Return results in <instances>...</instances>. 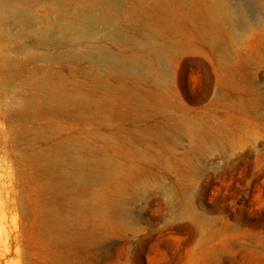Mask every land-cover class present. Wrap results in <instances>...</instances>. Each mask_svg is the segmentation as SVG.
<instances>
[{"label":"rangeland","instance_id":"obj_1","mask_svg":"<svg viewBox=\"0 0 264 264\" xmlns=\"http://www.w3.org/2000/svg\"><path fill=\"white\" fill-rule=\"evenodd\" d=\"M84 1L23 0L13 6L23 13L20 21L0 18V264H264V0H223L232 9L229 36L216 45L169 2L180 13L175 33L180 28L185 36L174 55H154L135 44L141 29L138 39L170 36L152 14L142 28L128 4L105 14L98 3ZM69 23L95 24L102 37L97 46L115 58L140 57L136 65L127 61L138 76H107L109 89L94 90L113 100L107 113L74 120L26 109L25 99L38 88L40 79L32 75L38 68L69 79L97 77L99 54L91 46L47 39L50 31L68 36L63 25ZM215 53H225L230 68L217 96ZM167 73L170 81L162 80L188 112L190 130H179L181 112H171L170 119L150 110L152 78ZM120 83L143 103L119 104ZM12 110L37 114L40 121L31 118L12 131L6 118ZM121 138L141 156L123 147ZM61 143L63 151L81 157L90 150L83 163L111 159L132 167L134 178L118 173L96 180L83 165L74 176H52L37 158ZM61 160L65 172H74L70 161ZM120 201L128 214L123 222L115 215Z\"/></svg>","mask_w":264,"mask_h":264},{"label":"bare ground","instance_id":"obj_2","mask_svg":"<svg viewBox=\"0 0 264 264\" xmlns=\"http://www.w3.org/2000/svg\"><path fill=\"white\" fill-rule=\"evenodd\" d=\"M146 1L147 0H85L84 2L90 5L98 3L102 7L101 11L105 14H110L113 8H118L119 5L128 4L131 17L139 22L142 25V28L144 27L142 22L146 19H150V14H152L154 16V20L164 24V31H171L170 36H166L165 32H163V34L156 39L151 37L138 39L142 31L141 29V31L136 34L135 44L146 49H150V52L153 50L152 54L154 53V55H174L178 53L180 44L182 45V35L184 36L183 32L179 28L178 33H175L176 24L179 27V21L177 18L180 17V13L169 4V2L172 3V1L179 4L183 8V11L188 13L190 23L196 27L197 33L204 36L206 40H211L213 45H216L217 43L220 44L221 42L224 43V39L222 37L227 38V36H229L228 25L231 22L232 9L223 3V0H154L151 7L146 4ZM21 2H23V0H5L0 3V18L4 17L5 20L13 19L15 21H20L23 17V13L20 12L19 9H14L13 6H18ZM144 24L148 25L149 22L144 21ZM63 28L65 31L70 32L68 36L63 32L57 33L50 31L47 33V39H58L61 43L79 42L84 44V46H91V50L99 54V57L94 58L99 59V70L95 68V72L97 71V77L91 80V77L86 74L83 77L84 79H78L77 77L70 75L71 79H69V75H66L65 77L60 71L55 72L51 69L43 67V69L38 68V70L34 71L32 74L40 79L35 85L38 86V88H35L31 96L32 98L27 97V99H25L28 103L26 105L27 111L30 107L31 110L35 112L37 111V113H42L47 117L62 115L70 117L74 120L82 119L91 114L98 115L101 113H107L114 105L113 100L107 93L102 96H96L94 90L100 91L109 89L110 83L105 79L107 76L114 79L122 77L128 79L138 76L136 75L137 71L135 73L133 66H129L127 61L129 60L136 65L140 62V57L135 56L128 59L124 55H119V57L115 58V54L112 51L97 46L102 37L95 24L83 25L69 23L63 25ZM168 44L175 46L177 49L173 48L169 50ZM161 48H164L165 52H158L154 50H161ZM179 52L181 54V51ZM213 56L215 62L214 64L211 61L210 62L212 64L215 81L214 92L217 96V90L224 87V83L229 79L230 68L228 66V58L225 53L224 55L215 53ZM138 73L139 78L142 79L144 77V69ZM169 76L170 73H167L163 74V77H155V79L152 78L153 89H150V91L147 92V96L150 97V110H153L160 115L169 116L170 119L172 117L170 114L171 112H181L184 115L185 120L179 122V130H190L193 124L189 119H187L188 112L181 107L173 86L166 85V81H170ZM163 78H165L166 81L162 80ZM117 91L118 94H121V98L118 101L121 105L129 102L135 104L143 103V101L139 98L133 97L136 95H133L131 91H129L121 83L117 87ZM16 102L20 103V100H16ZM235 104H239L241 107H244L242 102ZM3 106L5 107L6 105L4 104ZM253 106V108H255L257 104L254 102ZM30 115L31 113H27L26 110H24L22 115L16 114L13 110L12 113L6 112V118L9 120L11 130L19 131L20 127H22L27 120H30L31 118L33 120L40 121L37 118V114L33 116ZM45 132L48 131H36V134L39 135ZM218 140L219 139L217 137H211L212 143L216 144ZM120 144L123 147L125 146L126 149H129L128 151L133 152L135 156H141V152L136 148L135 144L133 145V143L129 140L124 142V138H121ZM62 146L63 144L61 143L48 147L42 151L37 158L38 160L42 159L44 163L52 168V176H57L59 178L74 176L78 174V169L83 165V169L86 171L87 176L93 177L96 180L113 179L117 177L118 173L122 174L124 180L131 181L134 178V174H132V169L134 168L132 167H130L129 170H126L125 165L118 162L114 164L111 159H105L102 161L98 158H94L95 160L91 159L88 160L87 163H83L86 156L91 157L90 150L85 149L82 151L85 156L81 157L75 152L63 151ZM121 154V152H117V155ZM61 157L66 158L68 162L70 161L69 166L74 168V172L68 174L63 170L64 166L62 164ZM125 159L127 161V157H125ZM116 206L119 210L115 215L118 216V219L120 217V221L123 222L124 218L128 214H126L123 210L124 207L122 201H120V203ZM55 217L56 220L60 219L58 214H55ZM123 229H125V226L121 225V230Z\"/></svg>","mask_w":264,"mask_h":264}]
</instances>
